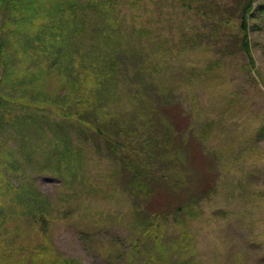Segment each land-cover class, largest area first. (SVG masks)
Masks as SVG:
<instances>
[{
  "label": "rangeland",
  "instance_id": "374dc122",
  "mask_svg": "<svg viewBox=\"0 0 264 264\" xmlns=\"http://www.w3.org/2000/svg\"><path fill=\"white\" fill-rule=\"evenodd\" d=\"M248 1L136 0L135 28L152 38L138 44L165 92L137 91L130 52L99 101L110 116L87 110L89 127L32 108L39 96L67 100L56 79L28 86L21 66L1 65L0 264H264V0L249 6L247 55L238 28ZM1 8L0 27L21 21ZM43 152L81 171L33 167ZM125 162L152 172L135 194Z\"/></svg>",
  "mask_w": 264,
  "mask_h": 264
},
{
  "label": "trees",
  "instance_id": "16d2710c",
  "mask_svg": "<svg viewBox=\"0 0 264 264\" xmlns=\"http://www.w3.org/2000/svg\"><path fill=\"white\" fill-rule=\"evenodd\" d=\"M40 1L42 3L38 6L32 3L27 6L20 2L14 5L12 0H0V12L3 3L11 5V16L20 17L21 20L16 22L8 20L0 27V31L5 29L8 31L6 36H0V68L3 65L4 70L10 71L13 66L16 68L21 66L16 76L26 78L28 86L37 80L47 85L49 79L51 81L56 79L58 84L61 83V94H64V91L68 94L67 100L63 98L62 101L43 98L40 102L42 97L39 96L38 104L32 108L44 110L45 106L51 107L50 110L58 113L59 117L71 118L83 128L87 122V110L97 114V121L101 118L105 120L110 113H104L99 103L101 95L111 85L121 82L123 70L127 71L125 69L127 59L133 56L131 55L133 52L139 58L135 76L138 74L140 77L138 76V81L133 82L137 86V91L147 93V87L155 86L158 93L165 92L164 81L159 80V75L154 76L153 69L150 70L147 65L152 53H146L147 49L144 48L140 50L138 44V41L143 44L144 40L151 42L152 38L147 29L135 28L137 24L131 12L136 0ZM252 3L253 0L248 1L243 8L238 28L244 34L241 35L240 46L247 55L250 54L246 41L247 20L249 6ZM125 6L126 8H122ZM65 49H69L70 52L67 56ZM144 73H147V76ZM43 89L46 90V87ZM53 94V98L56 99V91ZM105 95H108V91ZM138 95L139 93L136 94ZM24 103L34 105L25 101ZM86 124L89 127L90 123ZM99 125L96 124V132L102 131ZM126 145L124 142V147ZM116 147L117 145L111 142L108 149L114 156L119 153ZM146 154L151 156L152 152L149 150ZM119 157H122V153ZM40 159V162H34L33 167L42 163L40 167L49 166L56 175L70 174L73 178L74 174L81 171L80 163L69 160L66 155L43 152ZM124 161H127L125 156ZM124 165L129 168L127 162ZM27 167L24 172L26 176H30L32 173L30 170L33 168ZM131 172V188L134 193V189L143 186L152 172L147 169L140 171L136 169ZM182 209L183 207L177 208L178 211ZM59 262L70 263L69 260L58 258L56 264Z\"/></svg>",
  "mask_w": 264,
  "mask_h": 264
}]
</instances>
